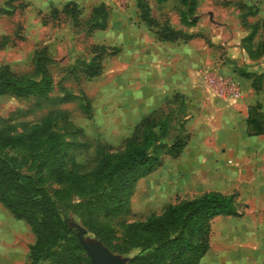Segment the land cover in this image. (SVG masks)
<instances>
[{"label": "rangeland", "instance_id": "1", "mask_svg": "<svg viewBox=\"0 0 264 264\" xmlns=\"http://www.w3.org/2000/svg\"><path fill=\"white\" fill-rule=\"evenodd\" d=\"M67 2L79 11L77 25L60 12ZM239 2L256 7V14L249 15ZM181 7L179 0H0V9L7 11L0 14V66L17 74L31 73L34 50L44 49L53 79L49 95L57 99L37 106L34 96L0 95V129L20 132L22 123L64 110L65 121L58 115L51 122L56 132L79 144L68 153L81 170L90 169L100 152L121 148L146 118L165 119L167 143L178 132L188 134L182 153L165 154L161 165L136 181L128 212L108 220L118 237L120 220L143 219L168 203L216 189L209 176L211 160L196 159L195 150L205 148L208 139H217L225 128L237 80L245 78L258 97L264 94V53L249 56V49L264 40V0H196L197 20L189 26L180 22ZM53 9L57 12L51 14ZM164 21L191 37L160 40L155 30ZM253 23L256 31L249 37ZM94 44L104 46L99 51L100 71L86 76L77 69L69 74L67 68L77 60L90 59ZM65 94L70 99L60 100ZM4 152L21 155L13 149ZM27 165L21 168L24 173L31 172ZM43 185L50 193L62 186L46 174ZM233 193L240 214L212 219L209 248L197 264H262L264 228L258 235L257 225L259 220L263 221L259 225L264 223V215L258 218V207L247 204V195ZM84 200L71 194L56 202L75 235L102 244L122 264H130L137 248L118 252L103 244L83 213ZM261 209L263 214L264 206ZM93 212L91 217L96 215L99 221L102 214ZM34 239L29 224L0 202L3 257L10 264H26Z\"/></svg>", "mask_w": 264, "mask_h": 264}, {"label": "trees", "instance_id": "2", "mask_svg": "<svg viewBox=\"0 0 264 264\" xmlns=\"http://www.w3.org/2000/svg\"><path fill=\"white\" fill-rule=\"evenodd\" d=\"M157 3L167 0H155ZM180 22L195 24L196 0H179ZM249 15H255L256 7H247L239 2ZM57 12L53 9L51 14ZM60 12L69 14L78 22V10L74 3H65ZM7 13L0 9V14ZM155 34L160 40L190 38L181 28L175 29L166 21L157 24ZM252 24L249 37L256 31ZM103 45L91 46L89 60H77L67 68L69 74L77 69L86 76L97 74L101 68L99 51ZM264 53V40L249 56L257 58ZM50 58L44 49L33 53L31 73L17 74L7 65L0 66V95L34 96L37 106L50 100L52 73L48 68ZM259 89V86H256ZM70 99L69 94L60 100ZM64 110L49 112L40 120L21 124L20 132L0 129V202L17 218L24 219L35 233L29 245L30 260L49 264H89L74 229L64 217L56 200H65L71 194L84 198L83 213L89 218V226L97 238L113 251L125 252L137 248L130 264H197L209 248L212 219L217 215H239V204L234 193L208 190L190 198L168 203L160 212H152L143 219L120 220L122 234L118 237L109 219L128 212L129 200L136 181L161 165L163 156L179 155L188 141V134L176 133L170 143L165 142L168 124L165 119L155 121L146 118L136 133L128 136L122 147L115 151H102L88 170L78 169L77 162L68 153L79 144L64 138L54 130L51 120ZM72 124L70 122H65ZM75 131V130H74ZM246 131L248 135L264 134V110L259 102L247 108ZM13 149L19 157L5 153ZM28 164L30 173L22 166ZM46 177L61 187L51 193L44 187ZM102 214L96 221V215ZM93 212V213H94Z\"/></svg>", "mask_w": 264, "mask_h": 264}, {"label": "crops", "instance_id": "3", "mask_svg": "<svg viewBox=\"0 0 264 264\" xmlns=\"http://www.w3.org/2000/svg\"><path fill=\"white\" fill-rule=\"evenodd\" d=\"M238 82L247 91H243ZM237 89L240 95L231 98L229 105L231 113L229 120L224 122L225 128L219 132L217 139H208V145L205 148L196 149L194 157L196 159L206 157L211 160L209 176L211 182L217 185L214 190L223 193L235 191L240 197L242 194L247 195V204L250 207H258L257 212L259 214L257 216L263 219L264 213L262 214L261 207L264 206V134L248 135L246 117L248 106L257 100L264 110V94H259L258 97L257 91L242 77L237 80ZM234 112H237L238 116ZM258 143L263 144V146L259 147ZM213 163H215V167L212 166ZM219 216L231 217L236 215H217L215 217ZM262 222V220L258 221V235L260 229L264 228V223L259 225ZM4 252H0V264H10L9 258L3 257ZM262 264H264V260Z\"/></svg>", "mask_w": 264, "mask_h": 264}, {"label": "water", "instance_id": "4", "mask_svg": "<svg viewBox=\"0 0 264 264\" xmlns=\"http://www.w3.org/2000/svg\"><path fill=\"white\" fill-rule=\"evenodd\" d=\"M76 237L89 257L90 264H122L121 260L113 257L102 244L85 241L81 233L76 234Z\"/></svg>", "mask_w": 264, "mask_h": 264}, {"label": "built area", "instance_id": "5", "mask_svg": "<svg viewBox=\"0 0 264 264\" xmlns=\"http://www.w3.org/2000/svg\"><path fill=\"white\" fill-rule=\"evenodd\" d=\"M232 83V85H234V83L233 82H231ZM240 95V92H239V90L237 89V90H235V93H234V97H236V96H239Z\"/></svg>", "mask_w": 264, "mask_h": 264}]
</instances>
